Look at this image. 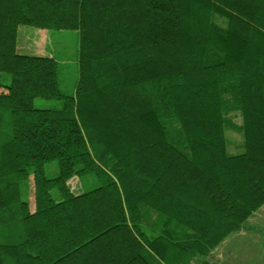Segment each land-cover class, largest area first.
<instances>
[{
    "label": "trees",
    "instance_id": "obj_1",
    "mask_svg": "<svg viewBox=\"0 0 264 264\" xmlns=\"http://www.w3.org/2000/svg\"><path fill=\"white\" fill-rule=\"evenodd\" d=\"M263 206L264 0H0V264H216Z\"/></svg>",
    "mask_w": 264,
    "mask_h": 264
},
{
    "label": "rangeland",
    "instance_id": "obj_2",
    "mask_svg": "<svg viewBox=\"0 0 264 264\" xmlns=\"http://www.w3.org/2000/svg\"><path fill=\"white\" fill-rule=\"evenodd\" d=\"M19 51L27 55H50L55 57L61 66V83L62 88L66 93H72L77 77H78V34L74 31H60L50 32L45 29H35L31 27H22L20 29L19 37ZM37 105H51L41 99L36 101ZM230 140L229 152L238 154L243 151L242 149V136L236 132H228ZM48 174H56V168L52 165L48 166ZM73 189L77 190L80 186L79 181L73 182ZM79 192H84L86 189L81 187ZM31 204L34 208L33 197V183H31ZM233 234L227 242L234 247L240 244H245L246 240L237 242V237ZM252 236H254L252 234ZM234 238V239H233ZM242 255V256H241ZM243 255L240 251H235L233 255H227L225 262L221 264H245L242 259ZM231 260V261H230ZM216 264H220L218 260H213Z\"/></svg>",
    "mask_w": 264,
    "mask_h": 264
},
{
    "label": "crops",
    "instance_id": "obj_3",
    "mask_svg": "<svg viewBox=\"0 0 264 264\" xmlns=\"http://www.w3.org/2000/svg\"><path fill=\"white\" fill-rule=\"evenodd\" d=\"M251 221L253 224L260 226V228L264 230V206L253 216ZM252 234L254 236H252ZM234 237H237V242L242 239L246 240L245 244L237 245L235 247L237 250H234L232 245L231 247L228 246L230 244L227 242L229 239L228 238L213 253L215 260H218L220 264L224 263L227 255H233L235 254V251H240L242 254H244L242 261L245 264H264V234L240 231L235 233Z\"/></svg>",
    "mask_w": 264,
    "mask_h": 264
}]
</instances>
